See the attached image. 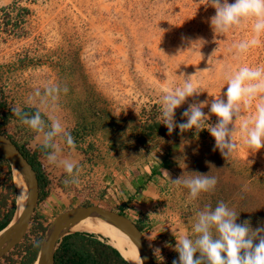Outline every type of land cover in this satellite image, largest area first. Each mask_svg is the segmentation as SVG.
<instances>
[{"label":"rangeland","instance_id":"374dc122","mask_svg":"<svg viewBox=\"0 0 264 264\" xmlns=\"http://www.w3.org/2000/svg\"><path fill=\"white\" fill-rule=\"evenodd\" d=\"M213 15L215 9L207 6V0H0V97L7 102V109L39 110L46 123L58 120L70 133L80 127L87 95L93 106L121 121L119 133H86L77 142L73 139L74 148L67 145L63 134L55 137L59 159L77 165L78 182L66 184L68 176L62 165H50L44 159L52 183L48 197L37 206L36 220L42 218L48 227L56 216L85 202L109 209L127 203L134 219L138 214L156 219L145 236L157 262L178 260L176 238L192 235L196 217H190L189 207L179 197L163 190L164 181L150 184L129 201L133 188L127 171L120 169L123 156L109 148L112 139L130 142L132 122L142 125L145 114L148 116L154 108L161 117L162 85L179 86L184 76L194 75L192 79L203 90L176 109L177 123L191 103L208 100L210 105L213 98H223L228 73L242 65L264 66V37L259 47L238 56L232 46L250 37V26L215 36L210 25ZM199 39L206 43L191 46ZM53 86L60 89L55 99L45 94ZM37 90L40 96L35 95ZM203 111L210 115L208 123L214 125L217 117L209 113V107ZM242 112L249 115L254 107ZM235 127L233 141L237 148L226 158L215 149L214 138L205 130L223 163L225 178L233 184L245 182L254 194L264 178V148L251 154L243 144L239 122ZM5 132L31 146L43 140L42 133L16 118ZM36 137L38 143H33ZM89 145L91 152L86 154ZM185 149L184 143H176L175 157L183 155ZM7 172L4 168V182ZM0 191L8 192L2 186ZM33 223L27 234L29 240H42V234L32 232ZM156 249L160 255H155ZM15 250L0 264H10L11 258L20 260Z\"/></svg>","mask_w":264,"mask_h":264},{"label":"clouds","instance_id":"9594fccd","mask_svg":"<svg viewBox=\"0 0 264 264\" xmlns=\"http://www.w3.org/2000/svg\"><path fill=\"white\" fill-rule=\"evenodd\" d=\"M207 6L215 9V15L210 18L215 36L235 28L250 26V37L232 46L236 55H244L262 44L264 0H234V3H229V0H207ZM198 42L203 45L206 43L199 39L192 42L191 46ZM193 76H184L183 83L179 86H161V118L168 133L171 134L178 127L181 133L195 129L198 134L206 128L215 140V149L226 158L237 148L233 135L237 131L235 125L239 122V133L249 152L255 154L264 148V66L242 65L228 73L225 76L226 91L223 98L221 95L213 98L210 105L208 100L191 103L182 114L186 122L177 124L176 109L188 98L198 97L203 92L198 82L192 79ZM59 91L58 86H53L47 88L45 94L55 99L54 94ZM63 91L66 93L68 89L65 87ZM35 95L40 96V90ZM205 107H209V113L217 117L214 125L208 123L210 115L203 111ZM253 107L254 112L249 115L242 112V109ZM11 111L21 117L22 123L31 130L43 134L45 159L50 165H62L68 176L65 183H77V165L68 159L60 160L59 149L54 143L55 137L63 134L67 145L75 147L73 137L63 129L61 123L58 120L46 123L39 110L31 115L22 113L19 108ZM164 174L172 184L188 189L191 200L198 199L201 193L214 191L218 183L217 178L209 173L184 172L174 180L166 171ZM239 216L240 212L224 201H218L214 208L211 204L205 205L196 213L192 235H184L178 239L175 237L177 243L174 250L178 253V260H174L173 264H264V224L253 228L250 220L237 223ZM157 254L160 255L159 249L155 250V255ZM140 264H143L141 258Z\"/></svg>","mask_w":264,"mask_h":264},{"label":"trees","instance_id":"16d2710c","mask_svg":"<svg viewBox=\"0 0 264 264\" xmlns=\"http://www.w3.org/2000/svg\"><path fill=\"white\" fill-rule=\"evenodd\" d=\"M1 95V92H0ZM86 95V94H85ZM86 95L83 102L82 120L77 129L70 132L73 139L77 142L78 138L84 137L86 133L105 131L115 134L121 121L110 113L105 112L98 107L93 106ZM7 102L0 97V132L7 135L20 149L25 158L32 164L38 174L40 183V201L48 197L51 180L43 165L44 149L42 145L33 148L28 142H20L13 136L5 132V127L13 119L21 120V117L12 113L8 108ZM36 110L26 108L22 113L33 114ZM145 114V113H144ZM142 125L132 122L130 131L132 140L128 143L112 139L109 150L117 156L122 154V164L120 169L127 171L128 180L131 181L133 193L128 194L129 201H132L139 194L148 189L154 182L164 181V188L167 192L174 195V198L182 200V204L189 207L190 217H196V213L204 208L205 205L211 204L214 208L218 201H224L229 207L240 212L237 223L244 220H250L251 226L256 228L264 224V178L259 181L256 191L248 190L245 182L241 184L232 183V180L225 178L226 172L223 169V163L216 154L214 147L210 144V138H207V130L203 129L198 134L195 129H190L181 133L177 127L171 134L168 133L167 127L162 123V118L154 108L147 116ZM186 122L185 118H179L177 124ZM119 133V132H118ZM211 141V140H210ZM184 143L186 149L183 155L175 157L173 147L176 143ZM167 145L164 147V145ZM91 145V144H90ZM89 145V146H90ZM86 154L91 152L90 148L84 150ZM113 154V155H115ZM92 159V158H91ZM176 159V161L174 160ZM4 168L8 169L5 182L2 181ZM164 171L169 173L171 179L179 178L184 172H199L215 176L218 183L215 190L209 193H201L196 200L189 199L188 189L183 186H177L171 183ZM0 186L6 187L7 193L0 191V231L4 229L13 219L16 212V188L13 185V176L9 163L0 155ZM252 193V194H249ZM12 197V203L9 199ZM91 202H85L82 206H92ZM124 204L114 211L128 217L133 216L128 212ZM135 224L139 227L144 235L151 229L156 221L149 215L138 214L134 219ZM32 232L43 234L47 226L44 220H36L33 217ZM32 221V222H33ZM168 225H173L170 221ZM41 237L31 241L28 236L15 248L20 254V260L9 258L10 264H34L40 246ZM37 243L39 246H36ZM24 252V253H23ZM7 259V257H5ZM4 258V259H5ZM156 264H173V262ZM1 261V260H0ZM56 264H130L120 254V252L93 234L77 233L67 236L56 254Z\"/></svg>","mask_w":264,"mask_h":264},{"label":"water","instance_id":"95a60500","mask_svg":"<svg viewBox=\"0 0 264 264\" xmlns=\"http://www.w3.org/2000/svg\"><path fill=\"white\" fill-rule=\"evenodd\" d=\"M0 155L11 167L13 185L16 188L17 208L12 221L0 231V260H2L15 250L28 234L40 201V183L32 164L16 144L1 132ZM17 175L24 185V194H20L16 183ZM20 202H23L21 208ZM86 221H92L94 224L105 223L115 227L129 238L134 246V252L139 259H142L143 264H156L150 244L134 220L100 205L78 206L56 216L43 235L34 264H56V254L67 236L77 233L99 235L82 229L81 225ZM118 251L128 263L133 264L123 256L120 250Z\"/></svg>","mask_w":264,"mask_h":264},{"label":"bare ground","instance_id":"6f19581e","mask_svg":"<svg viewBox=\"0 0 264 264\" xmlns=\"http://www.w3.org/2000/svg\"><path fill=\"white\" fill-rule=\"evenodd\" d=\"M16 183L19 186L20 194L25 193L24 185L22 181L16 176ZM23 205V202L19 203V206ZM82 229L88 230L92 233H96L104 237L108 243L112 244L118 250L121 251L123 256L132 262L133 264H140V259L138 258L137 254L134 252V246L130 242L129 238L122 234L118 229L107 225L105 223H97L94 224L92 221H86L81 225Z\"/></svg>","mask_w":264,"mask_h":264},{"label":"crops","instance_id":"0c3cea01","mask_svg":"<svg viewBox=\"0 0 264 264\" xmlns=\"http://www.w3.org/2000/svg\"><path fill=\"white\" fill-rule=\"evenodd\" d=\"M37 139H38V138L36 137V138L34 139V142H33V143H38V142H37ZM40 145H42V143H39L38 145H36V146H32V147L37 148V147L40 146Z\"/></svg>","mask_w":264,"mask_h":264},{"label":"built area","instance_id":"2783aa9c","mask_svg":"<svg viewBox=\"0 0 264 264\" xmlns=\"http://www.w3.org/2000/svg\"><path fill=\"white\" fill-rule=\"evenodd\" d=\"M44 219H46V218H44Z\"/></svg>","mask_w":264,"mask_h":264}]
</instances>
